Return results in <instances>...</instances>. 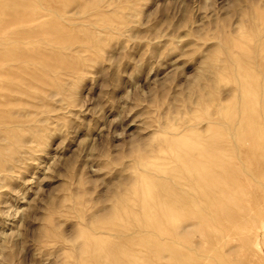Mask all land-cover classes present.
<instances>
[{
    "label": "rangeland",
    "instance_id": "374dc122",
    "mask_svg": "<svg viewBox=\"0 0 264 264\" xmlns=\"http://www.w3.org/2000/svg\"><path fill=\"white\" fill-rule=\"evenodd\" d=\"M0 3V264H264V157L240 225L213 163L264 84V0Z\"/></svg>",
    "mask_w": 264,
    "mask_h": 264
},
{
    "label": "bare ground",
    "instance_id": "6f19581e",
    "mask_svg": "<svg viewBox=\"0 0 264 264\" xmlns=\"http://www.w3.org/2000/svg\"><path fill=\"white\" fill-rule=\"evenodd\" d=\"M0 4H2V3H0ZM16 4H17V2L12 4L11 6H13L15 8V7H17ZM13 22H16V21H13ZM5 27H6V25L2 23V25L0 26V29H4ZM15 38L16 37H14V39ZM228 39H230V38H228ZM231 39H233V38H231ZM0 42H2V39H0ZM239 42L236 41V40H232V41L228 40V42L226 40V43L222 42L223 44L220 42L221 43L220 51H222V53L224 52L225 55L228 57V59L229 58L230 59H232V58L234 59V57L232 55L233 54L232 53V50H233L232 48H239V50H237V52L241 51V50L244 51V52L245 51L247 52V50L245 48H242L240 46ZM0 50H2V48ZM0 54H1V51H0ZM241 55H243V54H241ZM1 57H3V53H2ZM236 60H238V59H236ZM239 60L241 61V59H239ZM238 63H239V61H238ZM202 74H204V72ZM239 74L242 75L243 72L242 73L240 72ZM236 76H238V78H239L238 74ZM241 78H243V77H241ZM262 80H261V82H263ZM247 82L248 81L245 80L246 84H242L239 87L238 92H239V96L240 97H237L238 100L240 101V103L243 101L245 104L243 105V103H242L241 106L239 105V107L238 106L236 107V110L233 111V113L231 115L225 116L226 117L225 118L226 119V127H227L226 129L228 131L227 132L228 133V136H227L228 138L227 139L230 141V145H229L228 149L232 152V154L230 156V159L228 161L214 160V162H213L214 165L223 164V163H226V162L228 163L227 165L223 166L224 168L221 170V173H222L221 175L225 179L226 183H220V187L223 186L225 188H223V189H221L220 187L219 188L221 190L220 193H223L225 195L226 205L224 207V213L226 214V219H228L229 221H234V223L239 224V225L248 222L250 219H257L256 215L252 216L249 213V211H248L249 208H248L247 203H248V201H250V199L256 198L257 197V193H255V192H253V193L251 192L250 194L247 193V191H248L247 185L248 184H246L244 182V180L248 176V174H249L248 172L249 171L247 170L248 171L247 172L245 170V168L243 166V158L242 157H243L244 154L245 155H249L251 157L253 155H255V154H260V155H262L264 157V115L261 112L259 113L258 109H257V111L254 110L256 108V106L253 103V100H254L257 104H264V87H262L264 84L260 82V84H259L257 89H256V87H255V89H251L252 85L249 86ZM260 86H261V89H260ZM242 130L247 131V133H246V137L247 138L244 137V135H243L244 133L242 132ZM245 142H252L253 146H254V149H250V150H248L246 152H243L242 145ZM166 144H168V143H166ZM170 144L172 145V143H170ZM195 170H198L196 172L198 174V176L196 178H194L195 176L193 177V176L190 175V178H191L190 185L192 186V188H195L198 192H205L206 188H203L201 185L204 182V180L209 176L208 172H210L212 170L211 169L204 170V169H200V168H197ZM254 175L256 176V178L259 177V178H261V180L264 179V161L260 165L259 169L254 173ZM250 177H251V175H250ZM192 178L196 179V180H193ZM216 184H218V183H216ZM144 186H145V184H144ZM142 193H144V192H142ZM193 202H195V200H193ZM198 209H199V207H198ZM201 212L203 213L202 210L199 211V213H201ZM201 215H203V214H201ZM205 215H206V213H205ZM258 216H259V213H258ZM201 220L202 221L204 220L203 217H201ZM216 220H218V219H216ZM253 221H255V220H253ZM173 223H174V221H173ZM204 223H205V221H204ZM217 227H218V225H217ZM219 237H221V236H219ZM217 242H219V241H217ZM213 243H214V239H213ZM201 244H202V242H201ZM224 244L225 243H223V245ZM207 248H208V246H207ZM216 248H218V247H216ZM182 260H184V258Z\"/></svg>",
    "mask_w": 264,
    "mask_h": 264
}]
</instances>
